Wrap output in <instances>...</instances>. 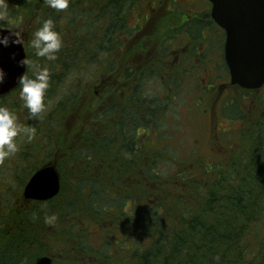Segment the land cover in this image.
<instances>
[{
	"label": "trees",
	"instance_id": "obj_1",
	"mask_svg": "<svg viewBox=\"0 0 264 264\" xmlns=\"http://www.w3.org/2000/svg\"><path fill=\"white\" fill-rule=\"evenodd\" d=\"M141 1L144 0H69L67 9L57 11L49 8L45 0H9L11 23L0 22V27L14 30V21L27 22L24 33L27 37H23L26 56L41 65L46 64L51 76L45 98L47 109L39 120L29 119L20 99H11L14 92L19 93L18 86L0 96V104L14 110L21 125L36 128L31 141L23 137L20 150L8 158L7 164V159L0 163V264H34L38 256L53 251L63 257L62 264H84L87 256L88 260L95 261L93 264L108 261L111 264H264V94L256 97L255 102L261 109L259 107L250 117L240 109L237 97L230 96L234 102L232 111L225 112L228 103H224L226 116L243 121L239 128L244 144L241 150L224 156L223 164L204 165L197 160L195 164L203 167L196 169L194 165L185 172L180 165L176 178L167 177L159 165L178 163L176 155L169 154L163 145L165 138L172 136V131H165V128L169 131L168 122H165L171 105L168 100L180 82L179 73L187 66H181L179 59L177 66L172 68L174 78L168 75L171 82L164 83L158 78L156 69L139 71L128 65L129 52L125 59L122 49L126 40L140 31L138 20L133 26L129 23L134 16H140ZM160 5L161 2L155 8L156 13ZM49 18L63 40L55 61L36 57L29 47L34 31ZM176 18L173 33L189 25L186 29L194 39L202 26L211 25L209 16L190 21L186 17ZM220 38L223 44V30ZM220 67L227 76L223 59ZM145 72L150 76L146 77ZM107 73L111 76L105 84ZM146 80L156 85L148 96L143 95ZM125 83L130 84L128 90L119 88L107 103L106 96L115 91L117 85ZM158 84L167 91L163 96H159ZM90 85L94 93L100 91L98 96L87 99L86 106L94 111L104 100V105L93 117L101 119L106 126L95 131L86 124L78 137L79 143L66 145L59 128V110L68 109L71 100ZM241 91L247 96L256 92ZM140 132L143 136L145 133V137L151 133L157 140L155 144L159 145L158 152L144 150L141 159L140 151L145 144L141 147L136 140ZM96 143L102 144V150L109 148L113 158L125 157L131 162L130 169L141 173L140 180H136V175L132 177L128 168L129 173L122 176L131 184L125 183L124 192L114 194L99 177L79 173L71 181V192L78 196V201L72 194L70 198L61 197L55 201L65 192L60 174L61 189L56 197L44 202H28L22 198V188L37 168L53 162L60 173L63 167L60 161L68 160L72 165V155L84 157L77 162H90L94 157L92 146ZM147 152L150 153L145 155ZM140 184L143 186L140 194L132 191ZM134 192L135 200L127 197ZM83 206L94 215L103 213V208L116 210L124 225L121 239L115 241L125 248L122 255L115 256L113 250L102 249L114 243L111 223L100 229L103 239L97 247L85 243L89 232L82 228L86 225L80 228V223H84L79 216ZM53 214L55 222L46 224L45 215ZM68 218L69 228L64 230L62 226ZM74 227L78 230L75 235ZM51 231L60 238L59 242L52 238ZM69 239L73 243L69 244ZM52 258L54 264L56 258Z\"/></svg>",
	"mask_w": 264,
	"mask_h": 264
},
{
	"label": "rangeland",
	"instance_id": "obj_2",
	"mask_svg": "<svg viewBox=\"0 0 264 264\" xmlns=\"http://www.w3.org/2000/svg\"><path fill=\"white\" fill-rule=\"evenodd\" d=\"M159 2H161V8H159L156 13L155 8ZM204 3L205 0L141 1L140 16H134L129 23L130 25H134L138 20L137 24H140V31L136 32L129 40H126L124 48L122 49L124 58L127 57L129 52V57H127L128 65L136 67V70L139 71L145 68H151L152 70L156 69L158 78L164 83L171 82L168 75L174 78L172 68L177 66L176 62H179V59L181 61V66L184 64L187 66L184 71L179 73L180 82L174 87L173 95L168 100L169 103L171 102V105L168 114L166 113L167 118L165 122H168L167 128L169 131L166 128L165 131L168 133L172 131V136L170 138H165L163 145L168 148L169 154L176 155L178 163L173 164V162H171L159 165L158 168H162L163 170L161 172H164L167 177L176 178V171L179 169L180 165H182V170L187 172L190 171L194 165L196 169L203 167L202 164H195L198 161H203L204 165H212L213 163L223 164L225 162L224 156L231 154V152L241 150L244 144L239 135V128L243 126V121L224 114L227 110L232 111L231 108L234 106V102L232 101L233 98L230 96L237 97L240 109L242 112L248 113L250 117L253 113L257 112L260 107L255 102L256 97L264 94V86L258 90H254L256 92L249 96L244 94L241 89L236 86H221L223 82L227 83L229 78L225 76L226 72L224 73L222 67H220L221 54L219 53V45L222 44V40L215 29L212 28L208 47L206 45V40L201 39L200 36L198 39L193 38L190 41L181 30L179 33H173V28L175 26L174 20H177L176 16H180L181 19L186 17L188 5L194 9L204 11ZM168 9H174V11L170 12ZM209 10L210 7L208 8V12ZM141 16H143V18ZM26 23L17 20L13 22L14 30L23 33L22 36L24 38L27 37V35L25 37L24 34L28 28ZM166 39H168L167 42ZM164 41L166 42V48L162 50L161 47H163ZM129 44L130 46L128 47ZM139 45L142 47L139 48ZM221 47H223V44ZM121 52L119 53V58L120 54H122ZM131 54L132 57H130ZM200 60L203 61H201L203 64L200 63ZM110 76V74H106L105 84L109 81ZM145 76L147 77L150 75L145 72ZM146 81L143 83L144 96L152 94L153 89H156V85L151 84L149 80ZM163 82L161 83L163 84ZM129 86V83H125L121 86L117 85V89L115 91L112 90V93L106 96L107 103L111 102L110 98L115 96V92H117L119 88L126 92ZM158 90H160L159 96H163L167 92L165 91V87H161L160 84H158ZM99 91L94 93V87L90 85L88 90L83 89L82 93H78V95L71 100L68 109L59 110L58 117L61 121L59 128L61 133L64 134L66 145L67 143L68 145L72 143H74V145L77 144L76 142L79 140L78 137H80L81 131L86 124L94 127L95 131H99L106 126L101 119L93 117L96 115L94 112L100 111V108L104 105V100L94 111L89 110L86 106L87 99L92 98V96H98ZM11 99L18 101L19 93L14 92ZM224 103H228L225 107V112H223ZM219 110H222V112L219 113ZM138 137L139 139L136 140L141 144V147L145 144L143 150L141 149L140 151L139 159L142 158V152H144V150L158 152L159 145L155 144L157 140L151 133L145 137V133L143 136V133L140 132ZM22 138L23 136L17 138L18 144L21 142ZM61 139H64L62 135ZM88 141L90 142L91 140L88 138ZM101 146V143H96L94 147L92 146L93 149L91 151L94 157L92 161L85 162V164L81 161L77 162L78 158L80 160L84 158L80 155V157L72 155V165L67 163L68 160L65 162L60 161L59 164L63 165L60 169V174L63 179L65 192L60 194V197L56 198L55 201H59L61 197L70 198L72 194L71 181L79 175V173L99 177L103 183L109 186L111 193L124 192L126 189L125 183H127L129 179L125 180V177L122 175L123 173H129L126 170L128 168L130 169L131 162H127L125 157H123L124 160L117 159L116 157L113 158V156H111L112 154L108 152L109 148L102 150ZM214 146L217 148H213ZM213 149L214 151H211ZM148 153L150 152L145 153V155ZM7 161L9 162V160H6V164L8 163ZM114 163H116L117 166H114ZM13 164L12 162L11 166ZM77 165H81V167ZM118 165H120V167ZM127 165L129 167H127ZM11 168L13 169V167ZM121 169H123V171H121ZM130 170L132 172L131 176L134 177L136 175V180L139 181L141 173L138 170L135 172H133L132 169ZM128 184L131 183L128 182ZM117 186H120V188L118 189ZM142 187L140 184L138 188H134L135 190L133 189L132 191H136L137 194H140L143 191ZM136 196L134 192V194H130L127 197L135 200ZM72 198L77 200L78 196L72 194ZM82 208L83 210L79 216L84 223H80V228L86 225L87 227L82 228L89 232V236L86 235L87 239H85V243L91 247H97L99 242L103 239V236L100 234V229L111 223L113 224L111 240H113L114 243H108V245L104 246L102 249L104 250L107 248V250H113L115 256H117V254L122 255L123 249L125 250V248L115 241L121 239L120 235L124 225L120 223L116 210H105L103 208L102 211L105 213L94 215L84 206ZM61 220L63 221L64 219ZM67 220L68 221L62 226L64 230L69 228V226H67L69 218ZM70 220H73V218ZM77 231L78 230L74 227L73 234H77ZM51 236L54 240H57L56 242L60 241V238L52 231ZM68 243H73V240L70 241L69 239ZM45 255L55 257L56 260L54 264H62L63 257L59 256L58 251L49 252ZM88 257L89 256L85 258L84 264L95 263L94 260H88ZM102 264H111V261L106 263L103 262Z\"/></svg>",
	"mask_w": 264,
	"mask_h": 264
},
{
	"label": "water",
	"instance_id": "obj_3",
	"mask_svg": "<svg viewBox=\"0 0 264 264\" xmlns=\"http://www.w3.org/2000/svg\"><path fill=\"white\" fill-rule=\"evenodd\" d=\"M210 16L225 33L224 61L229 83L247 90L264 85V0H209ZM7 29V27H3ZM26 56L24 44L0 47V66L7 72V80L0 87V96L17 87L16 77L22 71L11 59ZM26 71V69H25ZM61 188L59 172L53 162L37 168L22 188L26 201H47ZM34 264H52L49 255L38 256Z\"/></svg>",
	"mask_w": 264,
	"mask_h": 264
},
{
	"label": "clouds",
	"instance_id": "obj_4",
	"mask_svg": "<svg viewBox=\"0 0 264 264\" xmlns=\"http://www.w3.org/2000/svg\"><path fill=\"white\" fill-rule=\"evenodd\" d=\"M49 8L61 11L69 7V0H45ZM9 0H0V22L10 24L11 21ZM23 36L20 32L0 27V47L9 48L12 46H22ZM63 40L52 19H46L41 26L37 28L29 47L34 50L36 57L44 58L47 61H55L57 53L61 50ZM11 59L22 71L16 77V84L19 88V99L22 101V107L27 109L29 119L39 120L41 114L47 109L45 102L46 93L50 87L49 67L41 65L38 61L32 60L26 56L17 58L15 53ZM26 69V71H25ZM7 72L0 66V87L7 80ZM36 135V128L33 126H23L19 123L18 116L14 110L5 104H0V163L5 159L11 158L20 150L17 142L18 137H26L31 141ZM56 216L45 215V223L52 225Z\"/></svg>",
	"mask_w": 264,
	"mask_h": 264
},
{
	"label": "flooded vegetation",
	"instance_id": "obj_5",
	"mask_svg": "<svg viewBox=\"0 0 264 264\" xmlns=\"http://www.w3.org/2000/svg\"><path fill=\"white\" fill-rule=\"evenodd\" d=\"M204 6H205V10L204 11H202V10H197V9H194L193 7H191L190 5H188V7H187V11H188V13L186 14V19L187 20H191L192 18H202V17H205V16H209V12H208V8L210 7V3H209V1L208 0H205V3H204ZM209 22L211 23V25H210V27H207V26H202L200 29H199V31H198V33L200 34H198V35H195L194 37L195 38H199V36L201 37V39H204V40H206V45H207V47H208V45H209V38H210V36H211V33H212V28L213 29H215L217 32H218V34L219 35H221L222 34V29L216 24V23H214L212 20H211V18L209 17ZM188 26L189 25H187V26H184L183 27V29H182V32L183 33H185V35H186V37L191 41L193 38H192V36H191V34L187 31V29L186 28H188ZM192 29V28H191ZM163 47H161V49L163 50L164 48H166V46L163 44L162 45ZM206 47V48H207ZM222 49H223V47H222ZM219 53L221 54V56H222V50L221 51H219ZM199 60V59H198ZM202 60H200V63H202L201 62ZM203 64V63H202ZM201 64V65H202ZM221 86H229L228 85V83H225V82H223L222 83V85Z\"/></svg>",
	"mask_w": 264,
	"mask_h": 264
}]
</instances>
